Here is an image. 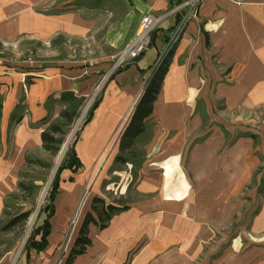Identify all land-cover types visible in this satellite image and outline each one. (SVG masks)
<instances>
[{
    "label": "crops",
    "instance_id": "0c3cea01",
    "mask_svg": "<svg viewBox=\"0 0 264 264\" xmlns=\"http://www.w3.org/2000/svg\"><path fill=\"white\" fill-rule=\"evenodd\" d=\"M142 1H133L122 20L107 32V43L112 49H120L128 43L127 38L130 40L133 37L134 27L141 16L151 14L158 17L176 5L174 0ZM48 2L0 0V41L10 42L21 36L46 41L55 32H67L69 25L75 26L74 30L82 29L83 22L79 17L71 18L67 13H60L57 17L37 12ZM176 19L174 16L167 17L154 32V60ZM166 21L167 24L162 26ZM137 60L128 62L120 73L107 80L91 121L83 127L74 145L76 156L82 164L80 171L86 173L103 167L105 170L114 164L126 169L123 174L114 171L118 179H115L116 182L127 181L132 177L127 171L134 164L129 160V155L135 154V146L143 150L146 126L154 123V139L148 150L151 151L155 144V163L151 165L142 160L136 164L139 169L136 198L126 200V183L118 199L106 202L105 197L97 192L98 178L78 216L67 249L61 255L59 245L67 236L69 223L77 211L84 184L88 181V176L81 177L78 175L80 172L72 174L69 171L71 177L60 179L61 188L54 201L56 213V199L62 193L64 184L69 183L73 195L66 200L69 205L62 227L57 233L53 232L54 213L45 250L39 253L24 251V255L18 259L21 260L19 264H65L85 215L91 213V201L96 196L104 199L106 204H124L128 210L114 215L104 229H99L93 223L88 224L90 246L83 254L74 257L72 264H164L186 242L179 241L183 244L171 248L165 256H160L158 251L169 246L162 240L159 243L157 238L155 243L143 245V236L153 233L145 225L151 212L157 213V222L164 221L165 213L179 218L167 226L161 222L156 233L169 235L184 230L196 235L193 239L198 238V247L199 235L204 233L202 227L210 228L205 222L212 224L213 217H208L207 211L210 212L216 205L212 214L216 212L226 201L229 191L237 192L250 177L253 179L255 172L251 171L255 167L245 161L248 150L244 138L249 136L241 135L223 149V141L220 145L221 141H213L205 130L198 129L200 126L206 128L212 122L210 118L216 117L211 106L217 103H221V112L232 117H247L257 111L264 115V0H245L240 4L231 0H207L200 4L197 17L187 25L183 37L170 55L152 114L144 121V132L133 140L130 152L121 151L122 134L142 93L132 107L130 116L126 118L123 115L137 93L141 76L150 67L145 69ZM98 72L99 69L95 67L13 70L0 60V218H3L5 197L15 185L23 153L30 140H40L44 125H36L49 117L52 106L62 109L59 101L62 93L70 92L75 97L86 98L98 80ZM198 105H202L201 111ZM193 135L194 138L202 137V140L194 141L185 148L187 178L181 169L180 155L184 152L185 140ZM251 136L254 137L253 134ZM215 137H218V132ZM86 147L89 149L85 150ZM220 150L223 151L219 154ZM119 155L127 158L125 162L116 160ZM162 167L167 170L166 175L160 171H163ZM149 170L155 172L149 173ZM76 175L78 178L74 180ZM143 180H147L148 184H157L158 192L149 194L148 188L143 190ZM143 192L148 196L143 198ZM185 205L187 208H183ZM183 209L187 210L185 215L188 220L180 218ZM1 259L0 264H4Z\"/></svg>",
    "mask_w": 264,
    "mask_h": 264
},
{
    "label": "rangeland",
    "instance_id": "374dc122",
    "mask_svg": "<svg viewBox=\"0 0 264 264\" xmlns=\"http://www.w3.org/2000/svg\"><path fill=\"white\" fill-rule=\"evenodd\" d=\"M133 1L135 0H49L47 5L41 7L40 10L38 9L37 12L57 17L60 16V13H67L71 18L79 17L83 22L82 29H79V31L74 30L75 26L69 25L67 32H55L46 41L35 40L27 36H21L10 42L0 41V60L3 65L13 70H42L43 68H62L67 70L74 67H95L99 69L98 80L85 98L82 107L78 111L77 118L67 129L59 151L56 154L46 152L42 149L40 140L35 138L30 140L27 149L23 153V161L16 175L15 185L5 197L8 215L0 218V257L4 264L21 263V260L18 261V259L24 255V246L31 231L34 227L40 225L44 219V214H42L41 210L47 204L53 178L65 157V153L73 145L76 137L81 136L88 111L94 101L101 98L107 80L120 73L129 64L127 62L117 70L114 68L117 58L130 41L129 37L127 38L128 43L126 45L114 50L107 43V32L122 20L126 10L133 5ZM141 2L143 1L141 0ZM176 17L177 19L179 18L178 16ZM166 24L167 21L162 26ZM135 28L137 26L134 27V30ZM157 30L158 28L155 31ZM167 40L168 36L162 48L166 45ZM154 57L155 48L151 46L148 52L142 55L141 58H138V63L143 64L145 69L149 65L150 67L141 76L137 93L123 117L127 118L130 116L132 107L148 83L151 70L157 59L156 57L154 60ZM108 105L109 102H107ZM211 107L216 117L210 118L212 122L210 121L209 126L206 128L200 126L198 130H205L209 137L212 136L213 141H221L220 145L223 141V149L231 145L239 136H249L244 138L247 143L245 144V148L248 150L245 161L246 164L255 167L251 171L255 172L254 177L253 179L250 177L239 191H229L226 201L221 204L222 209L219 208L216 212H213L214 216L212 210L214 211L217 208L216 205L212 207L210 212L207 211L208 217H213L212 224L205 222L210 228L202 227L204 233L199 235L201 239L198 247L196 244L198 238L193 239V236L196 235L184 232L182 229L181 232L170 233L169 235H161V232L159 234L156 233L162 221L159 220L157 222V213L155 214L154 212L148 215L147 220L145 219V225L149 227V230L152 229L153 233L150 234L149 232V234L143 236V245L153 244L158 238L159 243L162 240L163 243L169 245L164 249L158 250L160 256H165L168 250L180 247L183 244L179 241H185L186 245H182L179 251L172 253V258L164 264H187L189 262H191L190 264H264V115H262V112L257 111L254 115L248 114L247 117L244 115L232 117V115H225L224 112H221L223 110L221 103H217ZM198 109L201 111L202 105H198ZM59 111L60 108L58 106H52V112L47 118V122H51L57 118ZM103 116L105 117V114ZM40 124L41 122L36 127H39ZM46 126L47 124L42 129ZM153 130L154 123L146 126V134L143 137V150L140 146H135L133 149L135 154L129 157V160L134 163L132 168L127 171L129 175H132L129 180L127 179L126 181L124 179L122 182H116L118 179L115 178L117 176H114V171L117 174H123L122 172H125L126 169L123 166L120 168L114 164H110L105 170L103 167L99 170L86 171V173L83 170L79 171L78 175H81V177L85 176V178L88 176V181L84 184L85 187L77 211L80 210L81 212L83 210L85 200L92 194L93 183L98 178L97 184L99 190L97 192L105 197L106 202L118 199L121 189L126 183L128 187L125 194L126 200L136 198L137 194L135 190L139 170L136 164L142 160L151 165L155 163L153 160L155 157L153 151L155 144L151 151L148 150L151 146L150 143L154 139ZM198 130L197 133H199ZM216 132H218V137H215ZM252 134L254 137L251 136ZM198 140H202V137L194 138L193 135L187 138L184 144L182 143L184 152L180 155L181 169L186 175L188 170L185 148ZM63 148V156L60 162L56 164L59 153ZM222 151L220 150L219 154ZM26 157L35 162L26 164ZM104 160L107 161V159ZM154 168L158 169V167ZM162 169L163 171H160L166 175L167 170L163 167ZM154 172V170H149V173ZM68 177H71L69 171L65 170L60 174L61 180H65ZM77 178L78 176L76 175L74 180ZM187 178H189L188 175ZM176 180L177 177L174 178V181ZM19 182L28 185L30 189L18 191L17 185ZM143 183L145 185L143 190L144 188H148L150 190L149 194H156L158 192L157 189L159 187L154 182L148 184L147 180H143ZM69 185V183L64 184L62 193L56 199V213L52 219L54 233H57L62 227L67 215L69 203L66 200L70 195L72 198L73 195ZM60 188L61 185L59 184L58 189ZM147 194L143 192V198L148 196ZM11 195H14V197ZM183 208H187V205ZM25 211H30L31 213L21 226L8 230L3 229L12 217L17 213ZM185 212L187 210L183 209L180 213L182 220H188ZM33 215L35 217L30 225ZM177 219L179 218H173L171 214L165 213L163 222L167 226L166 224H173L172 221ZM70 229L71 227L68 226L67 236L59 246L66 243ZM159 237H161L160 240Z\"/></svg>",
    "mask_w": 264,
    "mask_h": 264
},
{
    "label": "trees",
    "instance_id": "16d2710c",
    "mask_svg": "<svg viewBox=\"0 0 264 264\" xmlns=\"http://www.w3.org/2000/svg\"><path fill=\"white\" fill-rule=\"evenodd\" d=\"M180 2H182V0H174L175 4H178ZM169 58L170 56L164 61L163 65L153 73L148 83L146 84L141 98L136 104L131 115L129 125L122 134L120 142L121 151H129L131 145L133 144V140L142 132H144V121L152 114L153 103L156 100V96L161 87ZM59 101L62 103L63 107L59 111L57 118H55L51 122H47V118L41 121L42 125L45 126L47 124V126L40 133L41 147L43 150L51 154H56L59 151V148L63 143L64 136L66 135V131L77 118L78 111L82 107L85 98L75 97L72 93L65 92L61 94ZM99 103L100 99L94 101L88 111L83 127L91 121L94 111L98 107ZM77 139L78 137H76L73 145L65 153V157L53 178L47 204L41 210L42 214H44V219L42 220L40 225H37L31 231V234L24 246V251L34 250L35 252L39 253L44 251L47 246V237L50 232V220L55 213L54 201L58 194L60 174L65 170L70 171L72 174H76L82 168V164L77 158L74 149V145ZM132 155L134 154L131 153L129 157H132ZM126 159L124 158V155H119L116 158V160L119 162H125ZM33 162L35 161L29 159L28 157L25 158L26 164ZM17 189L18 191H23L30 189V187L28 185H25L24 183L19 182L17 185ZM11 196L14 197V195ZM6 208L7 205L5 203L3 209V217H6L8 215ZM90 210L91 213H87L84 217L83 223L78 232V236L74 241L73 247L66 259L65 264H72L73 258L83 254L86 248L90 246V240L87 237L88 224L93 223L97 225L99 229H104L107 227L109 221L114 215L128 210V207L124 204H106L104 199L96 196L91 201ZM30 213V211L17 213L14 217H12V219L8 222V224H6V227H4L3 229L8 230L17 226H21L28 219ZM92 213L96 217H94Z\"/></svg>",
    "mask_w": 264,
    "mask_h": 264
},
{
    "label": "built area",
    "instance_id": "2783aa9c",
    "mask_svg": "<svg viewBox=\"0 0 264 264\" xmlns=\"http://www.w3.org/2000/svg\"><path fill=\"white\" fill-rule=\"evenodd\" d=\"M203 1L206 0H182V2L174 5L172 9H170L165 14L158 17L153 16L151 14H145L140 19L133 37L130 39L126 48L121 52V54L117 58L114 64V68L117 70L127 62L138 59L140 56L148 52L150 47L152 46L153 32H155V30L167 17L178 16L179 18L176 19L175 25L173 26L170 34L168 35V40L166 42V45L164 46V48L161 49L156 59V63L151 70V75H150L151 78L153 73L156 72L163 65L164 61L174 51L175 47L183 37L187 25L190 23V21L194 20L197 17L198 8ZM231 1H233L236 4H240L245 0H231ZM79 214H80V210H78L75 213L74 217L70 222L69 225V227H71L70 234L68 236V239L66 240V243L60 247L61 255H64L67 249L70 237L76 226Z\"/></svg>",
    "mask_w": 264,
    "mask_h": 264
},
{
    "label": "bare ground",
    "instance_id": "6f19581e",
    "mask_svg": "<svg viewBox=\"0 0 264 264\" xmlns=\"http://www.w3.org/2000/svg\"><path fill=\"white\" fill-rule=\"evenodd\" d=\"M80 146H81V145H80ZM81 147H82V146H81ZM84 147H85V146H84ZM84 149L86 150V149H89V148L86 147V148H84ZM78 151H79V150H78ZM82 151H83V150H82ZM63 152H64V148L60 151L56 164H58V163L60 162V160H61V158H62V156H63ZM85 153L88 154L87 151H85ZM89 158H90V157H89ZM34 217H35V215H33V216L31 217L30 225L32 224V222H33V220H34Z\"/></svg>",
    "mask_w": 264,
    "mask_h": 264
}]
</instances>
